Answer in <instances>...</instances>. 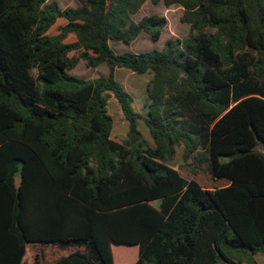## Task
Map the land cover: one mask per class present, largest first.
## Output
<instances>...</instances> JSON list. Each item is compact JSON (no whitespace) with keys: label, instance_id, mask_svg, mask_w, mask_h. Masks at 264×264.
I'll use <instances>...</instances> for the list:
<instances>
[{"label":"trees","instance_id":"16d2710c","mask_svg":"<svg viewBox=\"0 0 264 264\" xmlns=\"http://www.w3.org/2000/svg\"><path fill=\"white\" fill-rule=\"evenodd\" d=\"M148 0H0V264L29 243L74 251L55 264H258L264 253V0L180 5L186 38L117 52L165 17ZM156 3L158 0H151ZM83 59L107 75L69 73ZM116 68L151 72L145 123ZM129 129L112 136L108 100ZM206 188L170 165L177 147ZM134 255V256H133Z\"/></svg>","mask_w":264,"mask_h":264},{"label":"rangeland","instance_id":"374dc122","mask_svg":"<svg viewBox=\"0 0 264 264\" xmlns=\"http://www.w3.org/2000/svg\"><path fill=\"white\" fill-rule=\"evenodd\" d=\"M48 2L58 3L62 9L67 7L81 6L80 0H48ZM183 13L184 10L180 5L174 4L171 6H167L165 5L163 0H158L156 3L148 0L143 4L139 12L133 17L136 21H139L142 17L149 15H158L160 17H165L167 19V24L160 39L154 41L151 39L148 33L143 32L129 45H126L122 42L111 41V46L117 52H140L151 50L154 48L160 49L169 39L186 38L190 34V25L181 21ZM69 73L84 79H94L99 76L107 75L109 73V67L106 64H101L100 66L95 68L89 67L87 66L86 62L81 59L77 66L74 69L70 70ZM115 78L133 96L134 109L141 115V118L138 120V129L142 132L145 138L152 142L149 129L145 123V118L148 116V109L150 104L147 87L152 78V73L148 72L144 74H138L132 72L127 68H116ZM107 109L108 113L113 118L112 136L116 139L125 138L129 129V124L124 117L118 100L113 95H111V98L108 100ZM183 153L184 146L177 147L176 156L169 163L171 166L178 169L184 177L189 180L195 179L202 186L210 189L228 184L226 180H213L207 173L203 171L194 174L188 163L184 161ZM51 250H53L54 252L50 253V251L45 250V248H42V246L40 247L29 245L26 260L31 255H33L34 258H36L37 255L42 258L43 255V258L47 262V264H51L53 260H56L62 256H67L72 249L69 248L63 250L61 248H58L57 246H54V248H51ZM256 256L257 259L264 264V253H259Z\"/></svg>","mask_w":264,"mask_h":264},{"label":"crops","instance_id":"0c3cea01","mask_svg":"<svg viewBox=\"0 0 264 264\" xmlns=\"http://www.w3.org/2000/svg\"><path fill=\"white\" fill-rule=\"evenodd\" d=\"M29 245H34V246H42V248H45V250H48V251H50V253L51 252H54L53 250H51V248H54V246L55 245H52V244H43V243H38V242H35V243H29L28 245H27V248H26V254H25V256H24V259H23V263L24 264H47V262L44 260V258H43V255H42V258L39 256V255H37L36 256V258H34V256L33 255H31L29 258H27V260H26V256H27V251H28V247H29ZM49 246H51V247H49ZM115 247V248H114ZM59 248V247H58ZM62 249V248H61ZM69 249V248H68ZM72 249V248H71ZM63 250H66V249H63ZM113 250L115 251L114 253H115V260H116V264H121L120 262H119V255H118V253H122L123 252V254H124V252H125V254L126 253H128V257L129 256H132V253L130 252V250L128 249V248H125V247H123V246H115V245H113ZM74 251V249H72L71 250V252L69 253V254H71L72 252ZM68 254V255H69ZM67 255V256H68ZM134 256V255H133ZM62 257H65V256H62ZM62 257H60V258H62ZM60 258H58V259H56V260H53V262H51V264H55L56 262H57V260H59ZM34 260H35V262H34ZM135 260H136V257H134L133 258V260H132V262L130 263V264H134L135 263ZM256 260H257V263L258 264H263L260 260H258L257 259V256H256ZM122 264H126L125 262H123Z\"/></svg>","mask_w":264,"mask_h":264}]
</instances>
